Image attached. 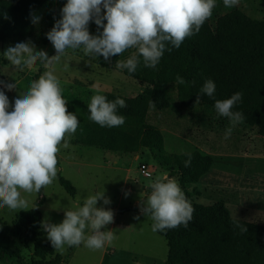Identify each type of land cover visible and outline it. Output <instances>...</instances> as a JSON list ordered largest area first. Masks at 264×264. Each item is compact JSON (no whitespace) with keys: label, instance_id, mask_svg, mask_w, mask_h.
<instances>
[{"label":"clouds","instance_id":"1","mask_svg":"<svg viewBox=\"0 0 264 264\" xmlns=\"http://www.w3.org/2000/svg\"><path fill=\"white\" fill-rule=\"evenodd\" d=\"M217 0H66L59 10V18L45 33L55 49L49 56L44 49H37L34 41L16 39L0 51V208L25 210L28 200L21 194L36 193L50 185L57 174V153L68 148L67 136L75 133L79 120L74 112L67 111V101L56 75V65L67 50L82 51L95 59L105 61L126 49L135 52L124 61H116V67L134 73L141 62L145 67L155 68L165 51L179 48L186 37L199 31L212 15ZM225 7H235L239 0H222ZM103 9V11H102ZM40 18L38 11L29 10L32 22ZM93 22L97 33H90L88 25ZM170 45V47H169ZM7 60V64L3 63ZM37 61L46 70L31 81L22 94L15 93L11 101L4 90L16 87L9 68L33 66ZM65 68L68 65H64ZM176 82L184 83L177 76ZM215 82L204 80L196 95L213 98ZM237 91L225 99H215L213 107L218 116L228 118L232 127L224 132L227 139L232 128L245 117L235 106L241 102ZM123 98L108 100L105 95L90 97L87 107L89 119L101 127H118L125 116L117 108L126 107ZM191 156L184 161L187 167ZM151 191L141 209L153 220V231H165L178 226L187 227L193 219L194 209L175 178L162 173L150 182ZM125 196L128 191H124ZM75 210L63 209L59 223L45 220L44 232L52 248H64L83 244L89 249H101L114 239L112 230H101L114 218L113 210L105 205L111 203L105 190L87 194ZM98 201L100 202L98 206ZM236 226L246 232L245 224ZM91 230L92 234H88Z\"/></svg>","mask_w":264,"mask_h":264},{"label":"trees","instance_id":"2","mask_svg":"<svg viewBox=\"0 0 264 264\" xmlns=\"http://www.w3.org/2000/svg\"><path fill=\"white\" fill-rule=\"evenodd\" d=\"M29 10L38 11L40 18L32 22ZM52 0H0V42L31 39L45 43V27L50 23ZM170 47V45H169ZM135 52L126 49L98 64L111 67L126 77L138 81L142 89L133 97L102 92L108 100L116 97L126 101V107L117 108L125 116L118 127H101L89 119L88 103L63 96L67 111L74 112L79 125L74 133V143L113 153L135 154L142 149L151 152L155 160L169 170L168 175L178 176V183L186 198L190 192L184 186L197 183L211 168L210 155L193 150L181 154L164 153L160 130L146 123L149 105L166 109L170 103L164 88L173 83L178 102L187 109L195 106L196 95L207 78L216 85L213 98L201 94L200 102L214 109L215 99H225L234 92H241V102L234 110L243 113V127H255L264 137V18L253 19L238 9L218 15L211 25L207 19L199 31L186 37L179 48L165 51L155 68L145 67L141 62L134 73L116 67V61H124ZM40 67L33 79L45 71ZM177 76L184 83L176 82ZM215 110V109H214ZM191 156L186 167L184 161ZM61 188L74 197L73 185L57 173ZM194 195H200L195 187ZM194 212L187 227L178 226L157 231L166 242V261L170 264H264V225L231 217L224 202L219 199L203 205L190 202ZM236 221L245 224L241 232ZM31 248L30 264L65 263L55 254L42 237L38 213L34 210L19 211L11 225L0 226V261L20 256V244Z\"/></svg>","mask_w":264,"mask_h":264},{"label":"rangeland","instance_id":"3","mask_svg":"<svg viewBox=\"0 0 264 264\" xmlns=\"http://www.w3.org/2000/svg\"><path fill=\"white\" fill-rule=\"evenodd\" d=\"M53 10L47 32L54 19L59 18V10L66 0H52ZM238 9L253 19L264 18V0H239L235 7H225L217 0L208 18L212 25L218 15ZM103 11V9H102ZM90 33H97L93 22L88 25ZM9 41L0 42L3 51ZM37 49H44L49 56L55 49L48 39L45 43H35ZM88 58L82 51L67 50L56 65L62 95L77 101L90 102V97L102 92H110L125 97H133L141 89V84L120 72L98 64L97 59ZM3 63L7 64V60ZM68 65L67 68L64 65ZM41 66L37 61L33 66L9 68L10 77L16 87L4 90L11 101L12 96L22 94L29 87L33 76ZM9 77L0 75V79ZM170 105L166 109H156L149 105L146 123L157 127L163 136L164 153L181 154L198 150L212 157L209 171L197 185H186L190 192L189 202L209 205L221 199L231 217L264 225V137L257 134L255 127L237 124L231 135L225 139L224 132L232 127L228 118L218 116L216 111L199 102L192 109L184 108L177 100V90L173 83L164 88ZM69 147L57 153V173L75 188L70 197L59 185L57 174L50 185L39 192L21 194L28 200V208L38 213L42 237L52 251L59 254L65 263L60 264H170L166 261L167 246L164 238L152 230L153 220L137 209L151 191L150 182L162 173L169 172L160 165L150 151L142 149L137 154L113 153L74 143V133L67 136ZM145 166V173L140 170ZM178 182V176H172ZM195 187L200 195L191 193ZM104 188L114 212L113 221L101 230H112L114 239L106 242L101 249H89L83 244L65 247L58 251L50 245L42 223L48 220L59 223L64 216L63 209L75 210L83 203L82 198ZM128 191L125 196L124 191ZM100 202L98 201V206ZM22 210L0 208V226L11 225L14 216ZM88 234H92L88 230ZM20 244L18 258H6L0 264H30L31 248Z\"/></svg>","mask_w":264,"mask_h":264},{"label":"built area","instance_id":"4","mask_svg":"<svg viewBox=\"0 0 264 264\" xmlns=\"http://www.w3.org/2000/svg\"><path fill=\"white\" fill-rule=\"evenodd\" d=\"M140 170H141L142 173L146 174L145 173V166L144 165H141Z\"/></svg>","mask_w":264,"mask_h":264},{"label":"water","instance_id":"5","mask_svg":"<svg viewBox=\"0 0 264 264\" xmlns=\"http://www.w3.org/2000/svg\"><path fill=\"white\" fill-rule=\"evenodd\" d=\"M137 209H138L139 211H141V209H142V204H141V202H139V203L137 204Z\"/></svg>","mask_w":264,"mask_h":264},{"label":"crops","instance_id":"6","mask_svg":"<svg viewBox=\"0 0 264 264\" xmlns=\"http://www.w3.org/2000/svg\"><path fill=\"white\" fill-rule=\"evenodd\" d=\"M143 86H145V85H143ZM143 86L141 85V87H143ZM132 96H135V95H132ZM135 154H137V153H135ZM201 179H202V177H201ZM201 179H200V180H201ZM200 180H199V181H200ZM191 185H192V186H193V185H197V183H195V184H191Z\"/></svg>","mask_w":264,"mask_h":264}]
</instances>
